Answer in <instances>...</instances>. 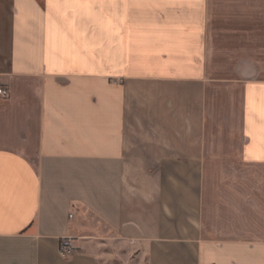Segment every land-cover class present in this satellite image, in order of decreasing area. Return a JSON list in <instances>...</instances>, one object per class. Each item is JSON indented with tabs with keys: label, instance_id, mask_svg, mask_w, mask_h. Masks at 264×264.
Here are the masks:
<instances>
[{
	"label": "crops",
	"instance_id": "0c3cea01",
	"mask_svg": "<svg viewBox=\"0 0 264 264\" xmlns=\"http://www.w3.org/2000/svg\"><path fill=\"white\" fill-rule=\"evenodd\" d=\"M263 4L0 0V264H264Z\"/></svg>",
	"mask_w": 264,
	"mask_h": 264
},
{
	"label": "rangeland",
	"instance_id": "374dc122",
	"mask_svg": "<svg viewBox=\"0 0 264 264\" xmlns=\"http://www.w3.org/2000/svg\"><path fill=\"white\" fill-rule=\"evenodd\" d=\"M264 1V0H263ZM263 13H264V4L262 5ZM263 27H264V20H263ZM262 47L263 50L260 56L264 60V37L262 39ZM234 50V49H233ZM231 48H228L227 52L223 56L225 58V67L220 68L219 73L222 76L234 77L237 74V60L233 59L237 57L236 54ZM229 51V52H228ZM253 57L254 55L251 54ZM221 65V64H220ZM221 67V66H220ZM94 221L91 219H85L83 221L82 227L78 228V231L84 233H94L95 231L92 229ZM96 233V232H95ZM111 253V254H108ZM103 264H148L147 258L145 256L139 255L135 250L134 252H129L127 248L123 246H116V245H106L105 252H101V256H99Z\"/></svg>",
	"mask_w": 264,
	"mask_h": 264
},
{
	"label": "built area",
	"instance_id": "2783aa9c",
	"mask_svg": "<svg viewBox=\"0 0 264 264\" xmlns=\"http://www.w3.org/2000/svg\"><path fill=\"white\" fill-rule=\"evenodd\" d=\"M9 95L7 88L0 86V97L5 98ZM59 254L63 257H69L74 253V248L71 245L70 238L64 237L59 240Z\"/></svg>",
	"mask_w": 264,
	"mask_h": 264
}]
</instances>
